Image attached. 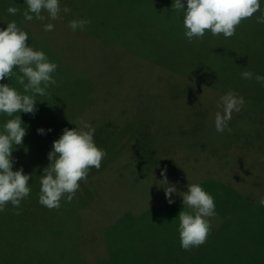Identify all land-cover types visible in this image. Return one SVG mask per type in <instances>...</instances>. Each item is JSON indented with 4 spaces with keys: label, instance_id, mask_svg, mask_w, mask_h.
<instances>
[{
    "label": "rangeland",
    "instance_id": "1",
    "mask_svg": "<svg viewBox=\"0 0 264 264\" xmlns=\"http://www.w3.org/2000/svg\"><path fill=\"white\" fill-rule=\"evenodd\" d=\"M7 1L0 0L1 21L9 22L13 15L7 9L17 7L21 12L17 25L36 40H28V45L50 55L58 67L92 82L93 102L79 109L75 127L81 129L84 121L95 129L98 140L110 137L118 142L110 166L94 178L97 199L80 209L75 231L81 257L97 264L117 256V264H127V258L137 254L157 264L162 263L159 255L168 259L177 247L184 253L180 264H264V205L259 202L264 197V101L245 98L241 80L233 91L245 104L219 133L215 114L222 112L218 104L228 85L221 80L214 84V78L213 84L199 81L191 69L190 76L177 74L108 42L96 27L99 15H87L98 0H59L60 19L51 20L45 11L44 20L31 22L23 17L25 0H13L18 2L15 6ZM64 7L71 11L64 13ZM88 18L83 31L68 26L72 20ZM48 23L54 25L53 31L44 30ZM34 148L38 152L43 144ZM164 169L168 186L177 189L174 203L183 198L188 184L200 185L214 198L211 228L222 222L232 225L234 245L224 243L220 252L234 249L236 259H224L215 250L204 253V244L190 251L181 248L178 217L186 207H179L174 225H166L175 205L168 203L161 182ZM84 183L92 185L90 179ZM156 198L165 204L151 212Z\"/></svg>",
    "mask_w": 264,
    "mask_h": 264
},
{
    "label": "trees",
    "instance_id": "2",
    "mask_svg": "<svg viewBox=\"0 0 264 264\" xmlns=\"http://www.w3.org/2000/svg\"><path fill=\"white\" fill-rule=\"evenodd\" d=\"M173 2L174 0H98L87 15L89 17L91 14L90 18L99 15L100 20H96V27L112 44L141 54L177 74L190 76L191 69L192 73L200 76L196 78L199 81L213 84L214 78L215 84L221 80L224 85H228L229 91H233L243 80L244 85L240 90L247 89L245 98L263 102L264 85L257 83L254 78L243 79L241 73L250 71L254 75L264 76V23L256 22L257 17L264 14V0H260V11L252 18L242 21L233 37H214L206 32L203 39L191 43L185 36L184 13L173 10ZM17 3L13 0L7 1L12 6ZM182 3L186 7L187 0H182ZM20 16L19 11L9 22L0 19V29H6L7 23L19 22ZM33 42L36 40L29 39V43ZM48 60L54 63L50 55ZM56 71L52 74L57 81L56 85L49 86L46 95L35 97V115L16 113L13 117H8L0 114V132L7 120L15 118V115H20L22 126L26 129L23 144L13 146V171L23 168L24 174L30 175L31 189L30 195L21 201L19 209L9 203L6 211L0 212V264H91L81 257L79 231L75 230L79 227L80 209L92 205L94 199H97L98 186L95 187L94 178L110 166L113 157L117 155L118 142L112 138L108 140L110 137L103 141L98 140V134L94 133L95 144L107 155L99 170L90 169L87 180L90 179L92 185L86 186L85 181H80V188L73 200L69 203L66 197L62 198L59 209L49 210L39 203L40 179L44 169L51 163L48 154L53 150V142L60 138L65 128L76 129L75 115L79 109L84 110L93 102L91 92L94 86L85 75L72 74L67 67L62 69V66L57 67ZM18 74V69L14 68L13 76L10 79L5 77L0 84H8L24 94L23 87L16 81ZM41 128L45 130V134L38 133ZM135 136L136 134L131 135ZM39 143L43 144V148L37 152L34 147ZM152 197L146 200L148 204ZM163 204L165 202L156 198L150 211H157ZM173 205L172 212L166 218V225L172 226L177 222L181 209L179 207H184L183 198L176 200ZM18 210L21 213L19 215L16 214ZM185 211L191 213V209L186 208ZM218 224L219 226L211 228L203 245L204 253L215 250L224 259H236L234 249L228 253L223 248L220 252L224 243L234 245V228L231 224ZM183 254L176 247L171 250L168 259L158 255L163 264H180ZM102 261L97 264H117L118 257ZM127 264L150 262L144 255L136 254L133 258H127Z\"/></svg>",
    "mask_w": 264,
    "mask_h": 264
},
{
    "label": "clouds",
    "instance_id": "3",
    "mask_svg": "<svg viewBox=\"0 0 264 264\" xmlns=\"http://www.w3.org/2000/svg\"><path fill=\"white\" fill-rule=\"evenodd\" d=\"M26 9L23 17L26 21L44 20L42 12H47L51 20L60 19L59 0H25ZM260 0H174L172 9L183 11V27L189 43L203 39L206 32L212 36L231 38L236 34L237 27L246 19L253 17L260 11ZM8 13L15 15L20 10L9 7ZM68 7L63 8L64 13H69ZM257 23H264V14L257 17ZM90 20L80 19L69 22L73 31L84 30ZM45 31H53L54 25L48 23ZM28 33L21 30L15 21L7 23L6 29H0V81L5 77L11 78L14 68L18 69L16 81L23 87L21 94L8 84H0V114L13 117L16 113L35 115L37 111V95L47 94L49 86L56 85L57 81L52 74L58 65L50 62L42 50H34L28 45ZM246 80L253 78L257 83L264 85V76L254 75L250 71L241 73ZM245 104L244 98L230 90L220 97L218 106L222 112L215 114V129L223 133L228 127L234 112H239ZM81 129L69 130L65 128L60 138L53 142V150L48 158L51 163L44 169L40 179L41 189L39 203L49 210L59 209L61 199L66 197L71 202L80 188V181H86L92 168L99 170L102 160L107 153L100 149L94 142L95 129L88 123L81 121ZM50 131V130H49ZM231 131V129H228ZM39 134H45L43 128L38 129ZM26 129L22 126L20 115L7 120L0 132V212L6 211L9 203L19 209L21 201L26 199L31 192L29 187L30 175L23 172V168L13 171V146L22 145ZM161 181L165 187L168 203H174L172 194L177 191L175 186H168L166 169L162 170ZM184 192V208L179 214V239L180 246L185 251L200 247L206 243L211 231V217L216 215L214 198L198 184H188ZM264 205V197L260 199ZM17 215L21 214L18 210Z\"/></svg>",
    "mask_w": 264,
    "mask_h": 264
}]
</instances>
